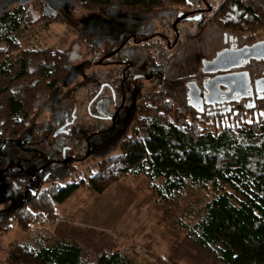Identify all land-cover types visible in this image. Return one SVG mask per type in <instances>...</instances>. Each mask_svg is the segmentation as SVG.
<instances>
[{"label":"trees","instance_id":"trees-1","mask_svg":"<svg viewBox=\"0 0 264 264\" xmlns=\"http://www.w3.org/2000/svg\"><path fill=\"white\" fill-rule=\"evenodd\" d=\"M179 1L182 0H80L79 7L86 13L111 6L126 12ZM242 6L252 17L255 29H264V0H247ZM13 10L22 14L19 23L14 20L15 14L5 10L0 12V24L10 23L15 29L18 25L29 28L42 22L49 26L66 21L62 14L41 13L29 19L21 6ZM77 37L81 46L93 48L92 34L77 31ZM113 45L115 42L104 41L101 47L106 52ZM15 52L16 58H12ZM68 54L67 50L50 47L20 49L12 36L4 35L0 41V77L8 82L0 89V147L28 131L39 100L64 82L69 72ZM14 65L18 68L9 76ZM168 89L139 93L142 101L133 105L120 125L99 133L93 144L87 143L90 152L84 155L90 153L96 167L85 178L77 176L81 161L75 158L49 161L39 174H29L30 182H23L28 189L18 203L0 202V230L8 232L15 222L21 230L49 222L57 218L56 207L78 189L101 194L127 175L143 174L149 180L161 179L162 186L155 190L162 200L180 193L188 184H211L220 189L204 204L197 222L180 225L203 250L215 254L219 264H264V142L241 145L236 141V133L244 139L264 134V100L252 108L239 107L236 115L208 116L206 122L213 127L210 132L197 129L193 118L191 123L185 120L184 104L171 110L164 98L170 95ZM151 108L162 114L148 116ZM9 254L13 260L27 264H79L81 248L74 243L37 248L20 244ZM95 264L128 263L115 250L101 252Z\"/></svg>","mask_w":264,"mask_h":264},{"label":"rangeland","instance_id":"rangeland-1","mask_svg":"<svg viewBox=\"0 0 264 264\" xmlns=\"http://www.w3.org/2000/svg\"><path fill=\"white\" fill-rule=\"evenodd\" d=\"M79 5L80 0H0V12L9 10L10 14H15L14 20L18 23L22 14L14 13L13 8L20 6L26 9L29 19L41 13L66 16L65 22L56 21L49 26L42 22L29 28L18 25L12 29L10 23L0 24V41L4 35H10L20 49L50 47L69 52L66 63L69 72L64 82L54 93L39 100L28 131L18 139L5 141L0 147V202L18 203L22 192L28 189L23 182L26 179L30 182L29 174L42 171L49 161L61 162L62 158L80 160L79 178H85L88 171L95 169L96 161L90 159V153L84 154L90 152L88 144H93L100 136L106 122L89 114H113L116 100L105 82L116 76L115 69L121 67L115 65L114 69L104 63L101 55L103 42L120 40L127 30L136 26H143L145 32L154 31L158 29L156 18L164 17L163 13H170V9H182V5L164 2L145 12H121L111 6L96 13H86ZM219 24L221 28L236 33H243L242 28L249 26L254 29L256 39L264 37V29H255L233 3L221 11ZM77 31L92 34V49L78 43ZM115 55L117 59L124 53L121 51ZM11 56L16 58V52ZM17 68L14 65L9 76H13ZM148 69L151 70L152 66L149 65ZM7 82V78L0 77V89ZM139 83L145 90L154 88L150 81ZM95 97L92 101L91 98ZM179 106L177 103L171 110ZM155 114L151 108L148 116ZM122 116L124 112L119 117ZM169 116H173L172 112ZM199 128L213 131L209 122ZM236 135V141L241 145L264 142L263 133L250 139H244L241 133ZM158 186H162L161 179L149 180L143 174H130L101 194L80 188L56 207V219L43 221L26 230H21L16 222L8 232L0 230V264H10L9 251L17 245L37 248L60 243H74L81 248L79 264H95L101 252L115 250L128 264H219L216 255L194 242L180 222L187 225L197 222L204 204L221 190L214 189L211 184L204 187L188 184L180 193L162 200L156 194L155 187ZM10 261L12 264H27L12 258Z\"/></svg>","mask_w":264,"mask_h":264},{"label":"flooded vegetation","instance_id":"flooded-vegetation-1","mask_svg":"<svg viewBox=\"0 0 264 264\" xmlns=\"http://www.w3.org/2000/svg\"><path fill=\"white\" fill-rule=\"evenodd\" d=\"M243 2L247 3V0H182L177 4L172 3L182 5V9H170V13H163L164 17L156 18L158 29L145 32L143 26H136L127 30L123 38L115 41L110 50L104 52L101 47L104 63L114 66V69L115 65H121L115 69L117 75L105 82L116 100L113 114H89L105 120L106 127L101 128V132L120 125L132 111L133 105L142 101L139 93L145 89L139 82L143 81H150L154 92L169 88L170 95L164 98L171 107L177 103L184 104L185 120L191 123L193 118L197 128L202 127L208 116L236 115L239 107L252 108L257 102L263 101L264 56L241 60L238 62L239 66L228 70L208 65L225 49L237 50L264 40V37L256 39L254 29L249 26L242 28L243 33L220 27L222 24H219V14L230 3L244 13L247 21L252 20L242 6ZM175 11L176 16L173 15ZM121 51L124 55L116 59L115 54ZM261 54L264 55V51ZM149 65L152 66L151 70L148 69ZM242 73L246 74L247 82L243 90L238 87L239 83H234L235 79L228 76L233 75L232 78H235L234 74ZM91 99L93 101L95 98ZM176 109L173 108L172 111ZM122 112L124 116L119 117ZM155 112L157 115L162 114L156 109ZM132 126L133 123L129 131ZM38 172L32 175L35 176Z\"/></svg>","mask_w":264,"mask_h":264},{"label":"water","instance_id":"water-1","mask_svg":"<svg viewBox=\"0 0 264 264\" xmlns=\"http://www.w3.org/2000/svg\"><path fill=\"white\" fill-rule=\"evenodd\" d=\"M264 51V40L260 43H256L250 47H245L237 50L225 49L221 51L216 57L208 63V65L215 66L217 69L228 70L231 67L239 66V61H247L251 57L260 58L264 56L261 52ZM219 65V66H216ZM235 78H232L233 75H228L231 79H235V84H238L242 90L246 87V74H234ZM244 75L245 77H243ZM34 174V172H33Z\"/></svg>","mask_w":264,"mask_h":264}]
</instances>
